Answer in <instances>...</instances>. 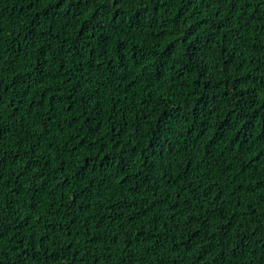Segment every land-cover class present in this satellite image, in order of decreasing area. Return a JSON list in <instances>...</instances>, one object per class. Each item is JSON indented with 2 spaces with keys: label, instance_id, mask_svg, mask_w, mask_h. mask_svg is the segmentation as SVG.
<instances>
[{
  "label": "trees",
  "instance_id": "trees-1",
  "mask_svg": "<svg viewBox=\"0 0 264 264\" xmlns=\"http://www.w3.org/2000/svg\"><path fill=\"white\" fill-rule=\"evenodd\" d=\"M0 264H264V0H0Z\"/></svg>",
  "mask_w": 264,
  "mask_h": 264
}]
</instances>
